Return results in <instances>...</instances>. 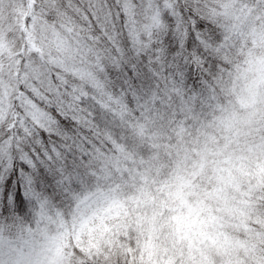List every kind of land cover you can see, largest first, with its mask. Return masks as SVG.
Returning <instances> with one entry per match:
<instances>
[{
    "label": "snow or ice",
    "instance_id": "obj_1",
    "mask_svg": "<svg viewBox=\"0 0 264 264\" xmlns=\"http://www.w3.org/2000/svg\"><path fill=\"white\" fill-rule=\"evenodd\" d=\"M0 264H264V0H0Z\"/></svg>",
    "mask_w": 264,
    "mask_h": 264
}]
</instances>
